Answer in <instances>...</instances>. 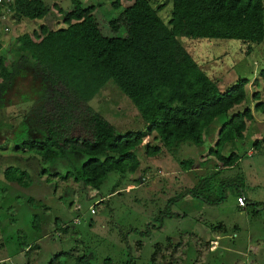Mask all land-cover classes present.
<instances>
[{
  "label": "rangeland",
  "instance_id": "374dc122",
  "mask_svg": "<svg viewBox=\"0 0 264 264\" xmlns=\"http://www.w3.org/2000/svg\"><path fill=\"white\" fill-rule=\"evenodd\" d=\"M81 1L85 7H95L93 16L103 36H125L121 29L114 32L110 27L117 17L110 1ZM11 2L1 0L0 3V53L5 52V66L10 73L16 67L11 63L17 56L18 37L32 34L40 26L52 30L62 28L64 16L72 11L70 0H43L48 14L42 20L30 21L15 16L8 7ZM121 2L123 6L131 4L127 0ZM151 2L154 7L161 8L158 14L167 23L171 1ZM182 43L201 69L216 82L220 92L227 91L239 79L248 80L245 101L229 115L213 121L204 147L186 142L178 147L168 146L167 150L162 147L158 134L147 133V124L132 101L108 82L91 100V107L115 127L117 135L144 134L135 150L140 168L125 176L118 171L110 172L99 189L85 187L71 176L89 160L87 155L69 151L61 159L44 163L21 147L24 140H37L42 136L29 122L34 105L47 90L32 68L33 61L29 59L27 65L16 68L9 85L0 78V264H50L52 260L53 264H77V259L85 256L91 264H198L203 260L201 250L192 254L200 244L197 237L184 235L176 248L172 238L181 235L180 231L219 224L225 229L226 239H235L237 234L247 237L252 233H259L264 239V113L257 108L264 104V41L252 46L249 53L247 46L239 41L182 39ZM254 94L259 95L257 100ZM248 108L254 120L247 123L245 146L241 147L236 140L237 149H231L233 145L229 143L222 149L224 155L232 151L237 153V167L230 172L222 171L214 179L218 185L222 178L231 182L224 190L221 188L220 193L218 188L214 189L213 199L227 189L232 194H226L225 201L218 206L206 205L191 196L181 197L184 190L193 189L200 180L208 178V166L216 164L212 157L208 158V150L215 146L225 120ZM147 146L163 149L150 157L146 155ZM244 148L246 150L241 153ZM106 157L104 154L99 158ZM188 162L193 164V170L202 165L203 169L182 171ZM9 167L26 171L31 179L30 187L22 188L4 181L3 173ZM135 182L140 184L126 189ZM115 190L118 191L113 196L100 202L102 195L106 197ZM241 190L246 195L247 205L237 210L233 194ZM93 205L94 213L91 214ZM241 210L243 216L238 214ZM44 213L49 214L48 218L43 217ZM36 215L39 218L34 220ZM34 226H37L36 232ZM23 245L28 249L21 252ZM262 259L264 261V257Z\"/></svg>",
  "mask_w": 264,
  "mask_h": 264
},
{
  "label": "trees",
  "instance_id": "16d2710c",
  "mask_svg": "<svg viewBox=\"0 0 264 264\" xmlns=\"http://www.w3.org/2000/svg\"><path fill=\"white\" fill-rule=\"evenodd\" d=\"M108 1L117 14L110 27L114 32L121 29L124 37L103 36L93 16L95 7L70 0L72 11L64 16V27L52 30L40 26L32 34L18 37L12 73L5 66V52L0 53L4 84L9 85L16 68L31 59L33 70L47 88L29 117L31 128H38L42 136L39 140H24L21 147L44 163L61 159L69 151L87 155L89 160L71 176L92 189H99L110 172L125 176L140 168L135 150L144 132L119 136L115 127L90 105L108 82L132 101L147 124V133L158 134L163 148L186 142L202 148L213 121L229 115L245 101L248 80L239 79L220 92L216 82L184 48L182 39L239 41L247 46V53L264 41V0H170L167 23L158 14L161 8L154 7L151 0H127L131 4L126 6L121 0ZM8 7L18 18L30 21L42 20L49 12L43 0H12ZM253 97L257 100L259 95ZM257 108L264 113V104ZM253 120L249 108L228 117L208 155L223 167H232L238 158L233 153L223 156V146L242 140L247 123ZM162 147L147 146L146 155L154 157ZM104 154L107 157L101 160ZM192 165L188 162L182 171H196ZM219 174L216 171L208 175L193 189L184 190L181 197L220 205L227 191L216 199L212 198L213 191L218 188L220 193L231 181L218 180V185L214 179ZM3 179L22 188L31 184L29 174L14 167L4 171ZM77 264L91 263L85 256L77 259Z\"/></svg>",
  "mask_w": 264,
  "mask_h": 264
},
{
  "label": "crops",
  "instance_id": "0c3cea01",
  "mask_svg": "<svg viewBox=\"0 0 264 264\" xmlns=\"http://www.w3.org/2000/svg\"><path fill=\"white\" fill-rule=\"evenodd\" d=\"M246 134H244L242 140H239V143L241 147H244L245 145L243 144V142H247L246 140ZM238 143L235 141L234 145L231 146V149H237ZM226 145V144H225ZM244 150H246V148L242 149L241 153L244 152ZM226 151V149H224L223 153ZM251 148H249L247 150V152L250 154L251 152ZM233 154L236 155V157L239 160V156H237V153L235 151H232ZM223 156H227L222 154ZM212 156H209L208 158L210 159ZM214 160V162L216 163L218 169H214L213 167H210L207 171L209 173V175H212L213 172L219 171V173H221L222 171L224 172H230L232 169L237 167V164L235 163L232 167L226 168L223 167V164L220 162H216L215 158H211ZM211 160V161H213ZM237 160V161H238ZM209 161V160H208ZM200 169L197 168L196 171ZM199 172V170H198ZM219 177V175H217ZM216 177V176H215ZM230 180L227 178H222V180ZM220 180V179H219ZM139 182H135L133 185L131 186H127L126 189L129 188H133L135 186H138ZM12 184V183H10ZM140 184V183H139ZM121 190V189H119ZM118 190L112 191L111 193H108L106 195V197H104L103 195L101 196V198L99 199L101 203H104L107 198L113 196ZM232 192V191H231ZM230 191H228L227 189V194H232ZM233 196H236V198H233V201L235 200V207H237V210L240 208L244 209L246 208L247 205V198L246 195L243 192H241L240 195H237V193H235V195L233 194ZM239 196H242L245 199V207H241L238 205L237 203V198ZM96 203H98V201H96ZM31 205H33V200L31 201ZM238 214L240 216H243L242 214H244L242 212V210L240 212H238ZM254 214V213H253ZM246 215V214H245ZM38 216V215H37ZM49 214L48 213H44L43 217H47L48 218ZM39 217V216H38ZM238 227V226H237ZM236 227V228H237ZM233 228L235 229V226H233ZM37 229V227H36ZM36 229L34 230L36 232ZM204 229H206V231H204ZM50 233H53V229L50 230ZM181 235H177V237L172 238V244L174 245V247H178L181 243V239L183 238L184 235L186 236H192V237H197L198 241H200L196 248V250L193 249L192 254L196 255L198 251L201 250V257L203 258V260L198 261V264H264L263 261V257H264V239H263V235H261V237L259 236V233H252V234H247V237H239V234H237L235 236V239H226L224 237V233H225V229H223L222 225H216L208 228L205 227L203 229H199V230H191V231H187V232H183L180 231L179 232ZM170 239V238H169ZM168 239V240H169ZM38 235H37V239L36 241H38ZM26 249H28V246L23 245V248L21 250L22 251H26ZM179 249V248H178ZM176 249V250H178ZM205 249V252H204ZM197 251V252H196Z\"/></svg>",
  "mask_w": 264,
  "mask_h": 264
},
{
  "label": "built area",
  "instance_id": "2783aa9c",
  "mask_svg": "<svg viewBox=\"0 0 264 264\" xmlns=\"http://www.w3.org/2000/svg\"><path fill=\"white\" fill-rule=\"evenodd\" d=\"M237 203H238L239 206L245 207V199L242 196H239L237 198ZM90 213L91 214L94 213V205L90 207Z\"/></svg>",
  "mask_w": 264,
  "mask_h": 264
}]
</instances>
